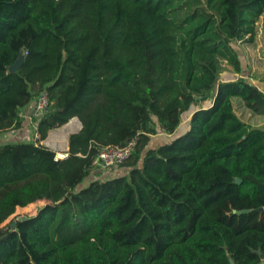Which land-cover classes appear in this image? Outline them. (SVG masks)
Returning a JSON list of instances; mask_svg holds the SVG:
<instances>
[{
  "label": "trees",
  "instance_id": "trees-1",
  "mask_svg": "<svg viewBox=\"0 0 264 264\" xmlns=\"http://www.w3.org/2000/svg\"><path fill=\"white\" fill-rule=\"evenodd\" d=\"M263 14L264 0H0V134L39 92L52 102L37 141L0 143V225L47 201L0 226V264H263L264 129L232 98L264 113V92L220 78ZM74 117L56 159L42 141ZM135 137L123 173L82 185L103 147Z\"/></svg>",
  "mask_w": 264,
  "mask_h": 264
},
{
  "label": "crops",
  "instance_id": "crops-1",
  "mask_svg": "<svg viewBox=\"0 0 264 264\" xmlns=\"http://www.w3.org/2000/svg\"><path fill=\"white\" fill-rule=\"evenodd\" d=\"M234 49L238 52L242 69L240 72H237L235 68L228 63L226 59H223V72L221 73L220 78L221 79H234L238 77H246L250 81H252L259 89H261L264 92V14L259 18V20L256 22V34L252 41H243V40H237L236 42H233ZM215 96V92H213L212 97L210 99L201 98L197 105H195V108H201V107H207L210 106L213 103V99ZM232 102L234 105V109L237 113V115L247 122L251 129H264V113H257L248 108L244 101L241 98L233 97ZM31 103L24 107L22 109V113L29 112ZM189 118L190 114H185L183 117V120L181 121V124L177 128V130L173 134L165 133L163 131L158 132L157 134L152 135L151 139L154 142H160V141H167L173 138L174 136L184 132L188 129L189 126ZM78 119L77 117H74L71 119L67 124L73 123L70 127H66L67 124L64 126V131H67L68 137L72 133H76L80 131L82 128V124L79 121L77 123L75 120ZM62 127V126H61ZM57 131H60V127L53 129L50 133H56ZM6 138L12 137L13 140L18 141H25V140H32L34 136L35 129L28 124L25 121V124L22 128L18 130H9L5 131ZM4 133V132H3ZM59 133V132H57ZM55 140H53V144H56V140L59 137V134H57ZM52 142V141H51ZM45 145H47L45 143ZM54 148L53 146H49ZM69 149V145L65 147V149ZM124 171L120 169L116 170H107V169H98L94 168L92 174H98L101 173L102 177L103 175L110 178L114 176H118L119 174L123 173ZM104 177V179H106Z\"/></svg>",
  "mask_w": 264,
  "mask_h": 264
},
{
  "label": "built area",
  "instance_id": "built-area-1",
  "mask_svg": "<svg viewBox=\"0 0 264 264\" xmlns=\"http://www.w3.org/2000/svg\"><path fill=\"white\" fill-rule=\"evenodd\" d=\"M51 104L49 93L43 90L32 100L29 112L21 113L24 122L26 121L35 129L33 136L35 141L39 138V133L36 132L38 121L49 111ZM138 142V137H135L129 140L126 145H108L103 147L93 162L94 168L116 170L131 157ZM56 151V159H64L69 156L67 148L62 151Z\"/></svg>",
  "mask_w": 264,
  "mask_h": 264
},
{
  "label": "rangeland",
  "instance_id": "rangeland-1",
  "mask_svg": "<svg viewBox=\"0 0 264 264\" xmlns=\"http://www.w3.org/2000/svg\"><path fill=\"white\" fill-rule=\"evenodd\" d=\"M236 42V41H234ZM223 61H222V68H224L223 66ZM224 71V70H223ZM77 123H79V119H76L75 120ZM65 126V125H64ZM64 126L60 127V131H57L59 133H52L50 135H48V137L42 141L43 144H47L49 146H53L55 150H58V151H62L65 149V147L67 146L68 144V133L67 131H64ZM67 127V125H66ZM6 132L4 133H1L0 134V143H4V142H7L9 140H13L12 137H8L6 138ZM57 134H59V137L58 139L56 140V144H53V140H55L56 136H58ZM34 138V137H32ZM33 140V139H32ZM52 141V142H51ZM52 148V147H50ZM120 168V167H119ZM118 168V169H119ZM96 169V168H95ZM101 176V173H98V174H92L89 176V178H87L83 183L82 185H86L91 179H93L94 177L96 178H101V179H104V177H108L109 175L105 176L103 175L102 177ZM47 203L46 200H40V201H37V202H34V203H31V206L28 207L25 206V207H18L15 214L11 216V218H9L5 223L1 224L0 226H3L4 224L8 223L12 218L16 217V219L19 217V216H24V215H34L37 213L38 209L42 206H44L45 204ZM30 205V204H29Z\"/></svg>",
  "mask_w": 264,
  "mask_h": 264
},
{
  "label": "water",
  "instance_id": "water-1",
  "mask_svg": "<svg viewBox=\"0 0 264 264\" xmlns=\"http://www.w3.org/2000/svg\"><path fill=\"white\" fill-rule=\"evenodd\" d=\"M23 62H24V54L23 53H20V55H19V57L17 58V60L15 61V63H13L10 67H9V70L10 71H16V70H18L20 67H21V65L23 64ZM204 98H206V97H204ZM199 100V99H198ZM241 181V179L239 178V179H237V182H240ZM249 211V209H243V210H235V212H238V213H246V212H248ZM258 211H261V212H264V207H260L259 209H258ZM27 218V215H24V216H19L17 219H13L12 221H11V227H12V229H15L16 228V225H17V220H25ZM10 222V221H9ZM258 252L261 254L262 253V251H261V249H258ZM230 261H231V263H234V260L231 258L230 259ZM263 264H264V261H263Z\"/></svg>",
  "mask_w": 264,
  "mask_h": 264
},
{
  "label": "bare ground",
  "instance_id": "bare-ground-1",
  "mask_svg": "<svg viewBox=\"0 0 264 264\" xmlns=\"http://www.w3.org/2000/svg\"><path fill=\"white\" fill-rule=\"evenodd\" d=\"M72 124H73L72 122H71V123H69V124H67V127H70Z\"/></svg>",
  "mask_w": 264,
  "mask_h": 264
}]
</instances>
